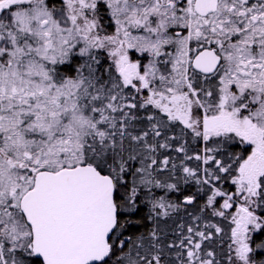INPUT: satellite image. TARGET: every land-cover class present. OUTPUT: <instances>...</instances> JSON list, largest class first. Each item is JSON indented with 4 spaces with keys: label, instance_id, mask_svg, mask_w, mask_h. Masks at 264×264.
<instances>
[{
    "label": "snow or ice",
    "instance_id": "obj_1",
    "mask_svg": "<svg viewBox=\"0 0 264 264\" xmlns=\"http://www.w3.org/2000/svg\"><path fill=\"white\" fill-rule=\"evenodd\" d=\"M0 264H264V0H0Z\"/></svg>",
    "mask_w": 264,
    "mask_h": 264
}]
</instances>
